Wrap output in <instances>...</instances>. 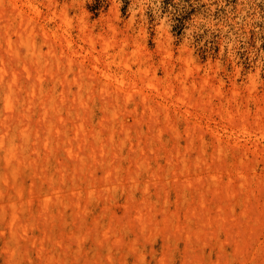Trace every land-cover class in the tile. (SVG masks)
<instances>
[{
    "label": "rangeland",
    "instance_id": "rangeland-1",
    "mask_svg": "<svg viewBox=\"0 0 264 264\" xmlns=\"http://www.w3.org/2000/svg\"><path fill=\"white\" fill-rule=\"evenodd\" d=\"M15 4H18L17 6L20 7L22 6L24 9L22 12L23 14H20L17 11V8L13 6ZM12 8L16 9L13 10ZM3 13L6 14L7 18L11 16L10 19L8 18L10 21L7 18L2 19L4 16ZM25 15L28 20L26 17H22ZM17 20L20 21L18 22ZM3 21L5 22L3 23ZM21 21H23L24 26H22L23 23ZM18 23H21L22 25H18ZM2 25L3 27L1 28ZM19 26L23 28H21V31L24 30V34L21 31L16 32V30H20ZM45 29L48 31L47 33L45 32ZM13 31L14 35H12ZM44 32L47 35L49 34V37L44 35ZM22 34L32 39L31 41L36 39V46L41 51L39 56L42 59L47 58L48 55L51 56L53 51H57L56 58L60 62L62 61L59 72L60 75L66 74L70 80L69 83L72 82L76 75H78L77 79L80 78V83L79 80L74 79L73 82L69 84L70 86L68 85L73 92L79 90L80 84H89L92 88L90 91L93 93V96L98 103L97 106H94V109L99 116L103 114V108L100 106V101L105 98V95L106 98L108 95L110 96L103 101L109 99L112 100V97H114L113 99H120L123 107L121 113L124 115L127 114L126 117L124 116L125 118L121 114V118L126 121L128 120V124L132 122V125H129L131 126V133L137 137L141 132L142 141L147 137L146 140H149V146H147L148 144H144V142H147L146 140L144 142L140 141L141 145L143 144V147H147L146 154L151 152L150 155H154L153 158L157 157L156 159L160 160L162 164L165 163L161 169H156L158 170V176H163L159 178L162 180L158 181L159 183L156 182L157 180H154V178L149 181L152 184H150L152 187H150L153 196L152 199L157 204V206L151 207L150 209L156 220H162L167 211H172L175 216L180 215V219L183 217L184 213L190 209L189 207H191L190 210L196 207V211L200 212L204 205L199 207L198 204L200 200L198 201V198L200 199L201 196H203V198L206 197L208 199L205 198V205L209 206L205 207L208 208V210H206L207 212L201 216L202 218L207 217L213 219L212 222L206 224L204 228L209 234L212 233V236L203 231L204 236L202 235V237H204V239L208 238L203 240L204 245L202 242L203 238L197 241L191 233L198 229L196 227L197 225L199 226L200 223L198 220L186 224L184 221L182 223V219L179 220L178 217L176 218V222L178 220L181 225L184 224V227L182 226V231L179 232V234L183 233L182 236H177V231H173L174 233L171 231L168 235H165L163 231H157L159 234L156 231H153V233L151 232L153 237L151 235L148 240L147 235L142 237L143 234L141 235L140 231H138L134 225L135 222L133 223L128 216L129 212L132 214L134 213L133 211L135 210V207L131 208L130 210L132 211L129 212L128 209H126L125 206L130 205L129 202H126V193L124 194L122 191L119 192L116 199L109 202L111 204L107 203L109 210L115 211V214L118 215V224L121 226L118 225V227H120L119 229H121L120 231H117L118 237L123 234L122 237L127 241H132L136 238L142 246H148L146 264H160L158 261L164 256L165 262L161 264H182V261H185L186 259L190 262L191 260H194L192 261V264H214L217 261H219L218 264H240V261H238L239 258L242 261L241 264H264V0H0V46L2 45L1 47L3 48L0 47V52H3L4 50L3 54L7 55L8 58H11L10 55L6 53V50L8 51V48H13L12 54L19 52L20 57H23L24 55L26 56V47L22 45L20 38V35ZM44 36H46V40L49 38L48 40L50 42L47 40L45 43L46 40L44 39ZM18 37L19 39H17ZM17 40L19 41L17 42ZM12 44L14 47H12ZM48 45H50L49 49ZM20 46H22L23 52L21 51ZM0 54V65L2 66V53ZM58 55L60 56L58 57ZM62 56L66 60L63 59ZM97 57L100 58V60ZM9 62L10 64L13 63L11 67L14 69L19 67L18 69L21 70V68H23V66H21L23 63L19 64V61H16V59ZM70 65L72 68H70ZM97 68L102 71H108L109 74L117 75L118 77L113 76L111 81H108L105 76L107 73L104 74L102 71H98ZM86 69L89 71L92 69V72L95 69L94 77L92 76L94 73L91 71V73H88L89 71L87 72ZM22 70L24 71V68ZM22 70L21 72H23ZM80 70H83L84 72L86 71L88 73L87 76H92L93 78H87V73L85 72V74H83ZM130 74L131 76L128 77ZM140 75L141 77H139ZM142 76H145L146 78H143ZM94 78L95 80H93ZM139 78H142V80H139ZM123 79L124 82L122 84ZM28 80V78H25L24 83L26 81L28 82ZM27 82L25 84H27ZM134 82H137L140 88H132L131 86ZM99 83H101L100 86ZM104 83H107L110 86L108 85V87H106L104 86ZM131 83L132 85H130ZM124 84L126 87L129 85V89L133 92H130L128 88L126 90L127 92L125 91L127 93H125V95L124 92H119L121 89L118 91V88ZM152 84H154V86ZM92 85H96L97 87L94 88L95 86ZM72 88L76 90L74 91ZM111 88H113V91H110L112 90ZM115 88L117 90L114 91ZM103 89L105 92H102L104 91ZM137 89L142 94L136 91ZM156 89L160 95H157L158 93ZM116 91H118V93ZM100 92L102 94H100ZM181 92L182 94L184 92L183 96L185 97L180 95ZM131 93L133 94V97ZM174 93L177 95L179 94L185 100ZM103 94L105 95L103 96ZM118 94L123 96V98ZM143 94L145 95L140 97V95ZM167 94L170 96L168 95L165 97ZM146 95L148 97L146 100L144 99L142 101L141 98L143 99ZM175 96L177 97L175 98ZM171 98L173 100H171ZM189 98L191 100L188 103L187 99ZM166 99H168L170 103H168L169 101ZM176 99L177 101H180H178L179 104H177ZM184 102L189 104L188 108H186V103ZM162 103H166L165 105L167 107ZM124 105L128 109H125ZM179 105L181 107H179ZM142 106L144 107L142 108ZM154 106L156 111L150 109ZM131 108H134L135 110H132ZM185 108L190 111L187 112ZM168 109L171 111H168ZM124 110H129L131 113L127 112L125 114L126 111L124 112ZM159 110L161 111L159 112ZM165 111H167L166 115L163 113ZM136 112L138 114H136ZM154 112L157 115V119L154 117L156 116ZM184 113L186 120H189L188 122L184 118ZM151 115L154 118L151 117ZM142 116L143 119L141 120L143 121H141V123L140 118H142ZM151 118L153 119L150 120ZM199 118L202 121H200ZM135 119L138 123H136V121L134 122ZM154 119L155 123L153 121ZM190 119L195 121L192 122ZM156 120L158 122H156ZM166 120L168 121V124L172 123L171 121L173 120L172 124L174 125L169 126L166 124ZM150 121L156 126H158L157 123L162 125L158 126V128L154 125L152 131L150 128L153 126L151 125L150 128L148 127L150 130L147 129V132H145L147 128L146 126ZM144 122H146V124ZM189 122L190 125L193 124V126H195V123H198L197 126H199V128L197 129V126H195V130L192 126L193 130H189ZM208 122L210 125H208ZM139 124H141V128ZM201 124L202 126H200ZM136 126L139 128L135 129ZM166 127H171V129ZM200 127H202L203 130H206L204 135ZM161 129L164 133H162L163 131ZM144 133H147V136H145ZM152 133L155 135L154 137H151L153 135ZM190 133L192 134L191 137L188 135ZM150 134L152 135L150 136ZM185 134L187 137H185ZM198 134L201 139L197 138ZM142 138L145 139L143 140ZM154 138H156L157 141L154 140ZM221 138L225 140H222ZM159 140L161 143H164L160 144ZM150 143H152L153 147L155 145L154 148H156V151L151 150ZM236 144H239L238 148ZM159 145H161L162 148H159ZM177 145L181 148L179 149L180 151L183 152V150H187L184 151L187 154L186 162L189 163L191 161L192 163H190L193 164L188 165L190 167H188L187 170L185 169L187 173H190L189 175H187L182 169L175 170L176 172L178 171L175 175H179H177L178 177L176 181L178 180V182H180L179 180L182 179V182H187L185 179L189 176V178H191L188 179L192 181L191 185L194 183L193 186L188 185L191 188H187V192L189 193L187 198H184L183 195L179 194V183L171 179L174 178L175 180V177H173L174 175L170 174L171 172L166 169V158L168 156L172 157L174 154L179 158V155L181 154L179 150L175 151ZM199 145L201 146V150H199ZM163 146H167L165 149L168 150L164 151L165 149L163 150ZM169 146L172 147L173 151L170 150L171 148H169ZM184 147L186 149H184ZM157 149L159 151H157ZM153 152L160 154L157 155V153L154 154ZM198 152L202 154L200 155ZM168 153L172 154V156ZM212 153L217 157L215 158L213 155V158L212 156V159H215V163L214 161H211L209 157ZM202 155L205 156L204 158H206V162H209L210 160L213 163H206V165ZM220 156L226 158L221 159ZM201 158L202 160H200ZM216 159L218 161H216ZM177 161L178 160H176L174 164H177ZM216 163H218L216 169L219 173H216L215 175L216 169L214 170L213 168L216 167ZM200 165L202 166L200 167ZM178 166L179 163L177 164V167ZM182 166L183 162L181 168ZM163 168H165V173ZM125 172H127V169L124 173ZM179 172L183 175L181 176ZM160 174L162 175L160 176ZM195 174L196 177H201L202 175L205 184H201L203 181L200 180L201 178L197 179V177L196 180H193ZM213 176H215V178H213ZM217 177H221V182ZM216 180L219 181L217 182ZM152 181L154 184L156 183V186L158 185L157 188ZM160 182L161 184L164 183L162 187ZM218 184H221L222 188ZM195 185L197 188L194 187ZM202 185L203 187H201ZM209 187L211 188V191L215 192L214 196L212 195V192L209 191ZM216 188L219 189V194ZM230 188H232L233 193L231 194V197L229 196L230 194L221 195V193H225L223 191L228 190L229 192ZM221 189H223V191ZM137 191L139 195L142 194L140 189ZM197 191H201V194ZM228 192L226 191V193ZM158 194L161 196H158ZM217 194L218 196L221 195V198L219 197L220 199H216L218 197L216 196ZM227 196L228 198L230 197L231 200L230 198L227 200ZM167 197L170 198L169 206L164 203L166 199H169ZM103 199L99 201L95 210L91 213L94 214V217L96 214H98L97 216L100 215V217L101 215L106 216L105 219H107V222L109 223L110 221L112 222V220L110 215L107 216V206L105 204L106 198ZM124 201L126 204H124ZM113 203H116V206ZM117 203H119V207H117ZM175 204L178 206L176 209L174 208ZM136 205H139V203ZM166 207H169L168 210ZM102 213H104V215ZM160 213H164L163 217H161ZM217 214L218 216L215 218ZM115 220L117 222L116 217ZM129 222L131 223L129 224ZM162 225H164L163 222ZM185 225L188 227H185ZM160 227L162 228L163 226ZM187 228L191 230L189 233L187 232ZM212 228L216 230V236L213 233L214 230H211ZM82 229L87 230L88 228L86 229V227H83ZM133 230L135 234L137 233L138 235H134ZM183 230H186V233ZM91 231L93 230H89L88 232L90 233L84 231L85 234H83L88 247L94 242V235ZM57 232H59L57 233L58 240H63V242L70 241L72 236L69 237L68 233L67 235L69 239L68 237L66 238L67 235L63 231ZM160 232H163V235ZM69 234L72 235L71 233ZM119 234L121 235L119 236ZM190 234L192 241H194L195 244V251L187 253L185 247V244L187 246V242H185L187 239H185V236H189ZM172 236H177L178 238ZM213 236H215V238H213ZM228 236H231L232 238H228ZM111 237L114 238L113 235ZM210 238H212V241ZM218 238L221 239L219 240ZM146 239L149 242H145L147 241ZM166 239L169 245L171 243L179 244L180 248L175 250L172 245L169 247ZM205 241H207V243L211 242L208 245ZM217 242L218 246L214 248L213 244L215 246L217 245ZM223 242L226 246L223 245ZM237 242L239 244L236 246ZM64 245L66 246L65 243ZM197 245H199V247ZM240 245L241 248L239 247ZM220 246L226 248L227 251L222 252L224 251L222 248L217 249V247ZM235 247H239L241 250L238 248L236 249ZM151 248L154 250L152 249V251ZM171 251L174 254H171ZM224 253L227 254L224 255ZM188 254L193 255L189 256ZM201 254L203 257H201ZM239 254L241 255L239 256ZM199 255L200 257H198ZM192 256L194 259H191ZM244 258L247 262L242 260ZM201 259L203 261H200ZM66 262L67 264L85 263V261L77 262L75 257L68 258ZM128 264H137L136 259L131 256Z\"/></svg>",
    "mask_w": 264,
    "mask_h": 264
},
{
    "label": "bare ground",
    "instance_id": "bare-ground-1",
    "mask_svg": "<svg viewBox=\"0 0 264 264\" xmlns=\"http://www.w3.org/2000/svg\"><path fill=\"white\" fill-rule=\"evenodd\" d=\"M17 5L18 4H15L13 6L17 8V11L20 14H23L22 12L24 9L22 8V6L20 7ZM12 9L15 10L14 8H12ZM17 11H15V12H17ZM3 14H4V16L2 19L7 18L6 14L5 13H3ZM24 14H25V12H24ZM7 16H9V15H7ZM22 17L24 18V17H26V15L22 16ZM8 18L10 19L11 16ZM27 20H28V18H27ZM9 21H8V23H9ZM23 21H21V22L23 23ZM4 22L5 21H3V23ZM6 22H7V20H6ZM24 23H25V21H24ZM24 23H23V25L21 23H18V25L20 24V25L24 26ZM29 25H30V23H29ZM36 26H37V24H36ZM2 27H3V25L1 26V28ZM19 28H20V30L17 28L18 31L15 29L16 32L21 31L22 27L19 26ZM35 28H37V27H35ZM4 32H6V31H4ZM21 32H23V34L25 33L24 30H22ZM45 32L47 33L48 31L46 30ZM46 33L44 35H47ZM1 34H2V32H1ZM11 34H10V36H11ZM23 34L20 35V38H21L22 45H24L26 47V53H27L26 56L25 55L23 57L21 56L22 57L21 58L19 55V52H16V54H14V53L12 54L13 48H10V49L8 48V51H7L6 50L7 44L5 42L4 43L6 44L5 45L6 46V48H5L6 53L9 54L11 58H8L7 55L3 54L4 50H3V52H0V53H2V56H1L2 57V66L0 65L1 66V70H0V264H67L66 260H68V258H70V257H75L77 262L85 261L86 264H117V263L120 264L121 262L123 264H128L131 256H133L136 259L137 264H146V261H147L146 253L148 251V246L147 245L142 246L136 238H135V240H132V241L128 240L127 241V240H125L124 237H122L123 234H122V236H120L121 234H119L120 237H118L117 231L121 230V229H119L121 226H120V224H118L119 223L118 222V215L115 214L116 213L115 211L109 210V208L107 206L108 204H111L109 202H112L114 199H116L117 195L121 191L124 192V194L126 193V197H127L126 202L127 203L129 202V204H130L129 206H125L126 209H128V212L132 211L130 209L135 207L133 214L130 212H129V214L127 212V214L129 216V218L131 219V221H133V223L135 222L134 225H135L136 229L138 231H140L141 235L143 234L142 237L147 235L148 236L147 239L149 240V237L151 235L153 237V234H152L153 231H156V232L157 231H163L165 235H168V233H170L171 231L172 232L177 231V233L175 232L176 234H178L177 236H179V237H180V235L182 236L183 233L179 234V232L182 231L184 224L181 225V223L178 220L176 222V218L179 217V220L182 219L181 222L183 223V221H184V223H186V224L192 223L195 220H198V222H200L199 226L196 223V225H197L196 227L198 229L194 230L195 229L194 228L193 229L194 231L191 232L193 237H195L194 239L199 241L201 238H203L202 242H203V240L208 239V238L204 239V237H202V235L204 236L203 231L206 232L207 234H209V232L205 231L204 228H205L206 224L211 223L213 219L207 218V217L202 218L203 214L207 212L206 210H208V208H206L208 205L207 206L205 205V198L206 197L203 198V196L200 195L201 194L200 192L202 190L197 191L200 193L198 195L201 196L200 199L198 198V201L200 200L198 205H199V207L201 205L202 206L204 205V207L205 206L206 207L204 209V207L201 206L203 209H201L200 212H197L195 209L196 207H194V205H193L194 208L192 210H190L191 207H189L190 209L188 210V206H187L188 211L185 212L184 215L182 214L183 217H181V219H180V215L179 216L176 215L177 216L176 217L172 213V211L171 212L167 211V213L164 215V218L162 220H156L154 218V215L152 214V211L150 208L157 206V204L152 199L153 196L151 193L152 191L150 189L151 182H149V181L153 178H154V180H157L156 182L162 180V179H159V178L163 177V176H161L162 174H160L161 177H159L158 176L159 175L158 170H156V169H161L162 166H164L163 164H165V163L162 164L160 162V160L156 159L157 157L153 158L154 155L151 156L150 155L151 152L150 153L148 152L146 154L147 147L146 146L143 147V144L141 145L140 141L144 142L147 139V137H146V139L144 138L145 140L142 138L144 140V141H142L141 140V137H142L141 132H140V135H137V137L131 133V130H130L131 126H129V125H132V122L130 124H128L127 123L128 120L126 121V120H123L121 118V114H122L121 110H123L122 109L123 107L121 105L120 99H118V98L113 99L114 97L111 96L112 100L109 99V100L103 101L106 98V95L103 94V96L105 95V98L101 99L102 101H100V106L103 108V111H102L103 114L101 116H99L98 113H96V111L94 109V106H97L98 103L96 102V99L94 98L93 93L90 91L92 88L89 86V84L88 83H85L83 85L80 84L78 91H75L76 89L74 90L72 88L75 91V92H73L68 87V85L71 84L74 79L79 80L80 79L79 77H78L79 79H77L78 75H76V77L74 76V79L72 80L71 83H69L70 80L68 79V76H66V74H62V72H61L62 75H60L59 72H60V68L62 65V61L60 62L56 58L57 57V51L55 50L56 47H55V49L53 48L55 51H53V54L51 56L48 55L47 58L42 59L39 56L41 54V51L36 46V39L31 41L32 39H30L27 36H24ZM12 35H14V31H13ZM15 35H18V34H15ZM48 35H47V37H49ZM32 36H33V34H32ZM44 37H45L44 39L46 40V36H44ZM17 39H19V37ZM47 40L45 41V43L47 42ZM18 41L19 40H17V42ZM64 45H65V42H64ZM12 47H14V45ZM20 47H21L20 49L22 51L23 50L22 46H20ZM49 47H50V45H48V49H49ZM1 48H0V50H1ZM50 51H52V50H50ZM59 56L60 55H58V57ZM14 58L16 59V61H19V64L23 63L21 65L24 68V71L22 70L23 68H21V70L23 72H21V70L18 69L19 67L16 69L11 67V65L13 63L11 62L12 64H10L9 61L15 60ZM62 58L65 59L63 56H62ZM139 58H140V56H139ZM98 59L100 60V58H98ZM137 60H140V59H137ZM65 63H66V61H65ZM55 66L57 67L58 70L56 69ZM96 66H98V65H96ZM92 67H94V66H92ZM70 68H72L71 65H70ZM98 68H97V70L99 71L100 69H98ZM87 69H89V68H87ZM87 69H86V71L88 72L89 70H87ZM94 70H93V72L92 71L91 72L94 73ZM80 71H82L83 74H85V72H86V71L84 72L83 70H80ZM90 71L88 73H91ZM101 71L102 70H100V72ZM141 72H143V71H141ZM64 73H66V72H64ZM88 73L86 74L87 78L92 77V76L94 77V75H95V73H94L92 76H87ZM102 73H104V74L107 73V75L105 74V76L107 77L108 81H111L113 76L118 77L117 75L109 74L108 71H102ZM100 75H101V73H100ZM130 76H131V74L128 77H130ZM146 76H147V74H146ZM48 77H50V78H48ZM124 77H126V76H124ZM139 77H141V75ZM142 77L144 78L145 76H142ZM25 78L29 79L28 82L26 81L27 84H25L26 82L24 83ZM89 79H87V80H89ZM140 79L142 80V78H139V80ZM93 80H95V78ZM139 80H137V81H139ZM123 82H124V79L122 81V84H123ZM149 82H151V81H149ZM79 83H80V80H79ZM100 84L101 83H99V86H100ZM108 85L109 84L104 83V86L108 87ZM130 85H132V83ZM152 85L154 86V84H152ZM92 86H95L94 88L97 87L96 85H92ZM124 86H125V84L123 86L119 87L118 91L121 89L122 91L120 90L119 92H121V93L124 92V95H125V93L127 92L126 91L127 88L129 89V87H128L129 85H127V87L126 86L124 87ZM187 86H189V85H187ZM131 87L132 88L133 87H136V88L139 87L140 88V86H138L137 82H134V84ZM116 88L114 89V91L117 90ZM111 89L112 90H110V89L109 90L113 91V88H111ZM158 89H160V88H158ZM129 90H130V92H133V91H131V89H129ZM118 91H116V92L118 93ZM136 91H138L140 93V91L138 89ZM102 92H105V90ZM160 92H161V90H160ZM157 93H158L157 95H160L158 90H157ZM100 94H102V93L100 92ZM140 94H142V93H140ZM183 94H184V92H183ZM183 94L181 92L180 95H182V97H185V96H183ZM189 94H190V92H189ZM189 94H187V95H189ZM95 95H96V93H95ZM120 95H122V94H120ZM144 95L145 94L140 95V97H143ZM147 95L143 99L141 98V100L142 101L144 99L146 100V98L148 97ZM168 95L169 94H167L166 96L164 95V96L167 97ZM175 95H177V94H175ZM109 96L110 95H108V97ZM177 96H175V98ZM108 97L106 99H108ZM120 97L123 98V96H120ZM132 97H133V94H132ZM100 98H102V97H100ZM172 98H171V100H173ZM190 98H191V96H190ZM190 98L187 99L188 103L191 100ZM125 99H126V97H125ZM148 99H150V98H148ZM182 99H184V98H182ZM132 100H133V98H132ZM166 100H168V99H166ZM176 101H177V99H176ZM178 101H177V104H179ZM183 101H181V102H183ZM174 102H175V100H174ZM187 102H184V103H186L185 104L186 108L189 107V104H187ZM141 103L144 104L143 102H141ZM168 103H170V101ZM165 104H163V105H165ZM152 105H151V107H152ZM175 106H177V105H175ZM175 106H174V108H175ZM124 107H125V105H124ZM143 107L144 106H142V108ZM179 107H181V106L179 105ZM154 108H155V106L153 108H150V109H154ZM186 108H185V110H186ZM125 109H128V108L125 107ZM164 109L166 110L165 107H164ZM169 110L170 109H168V111ZM136 111H138V110H136ZM160 111L161 110H159V112ZM186 111L188 112L190 110L187 109ZM124 112H125V114L127 112L131 113V111H129V110H124ZM166 112L167 111H165L163 113H165V115H166ZM136 114H138V113L136 112ZM154 114H155V112H154ZM122 115H123V117L124 116L126 117L127 114L126 115L122 114ZM190 115H192V114H190ZM132 117H133V115H132ZM151 117H153V116L151 115ZM154 117H155V119H157L156 118L157 115ZM186 117H187V114H186ZM146 118H150V117H146ZM153 118H151L150 120H152ZM159 118H160V116H159ZM167 118H168V116H167ZM184 118H185V113H184ZM141 119H143V116H142V118H140V122L143 121ZM155 119L153 120L154 123H155ZM201 119H202V117H201ZM170 120H171V118H170ZM185 120H186V118H185ZM199 120H200V118H199ZM135 121H136V119L134 120V122ZM186 121L188 122L189 120H186ZM194 121H192V122H194ZM200 121H202V120H200ZM150 122H151V124H150ZM150 122H148L145 132H147V129H149L151 125L153 126L150 128L151 131H152V128H154L155 124H152V121H150ZM156 122H158V121L156 120ZM171 122L173 123V120ZM136 123H138V122L136 121ZM144 123L146 124V122H144ZM172 123L168 124V121L166 122V124H168L169 126L174 125ZM197 124L198 123H195V126H197ZM139 125L141 128V124H139ZM157 125L160 126L162 124L157 123ZM188 125H190V122ZM208 125H210L209 122H208ZM138 126H136L135 129L139 128ZM158 126H156V128H158ZM165 126H164V128H165ZM192 126H193V124L190 125V127L188 126L189 130H193ZM195 126H193V127L195 128ZM200 126H202V124ZM166 128L171 129V127H166ZM198 128H199V126H197V129ZM200 128L202 129V127H200ZM186 130H187V128H186ZM195 130H196V128H195ZM157 131H159V130H157ZM179 131H180V129H179ZM202 131H203V135H204V132L206 130L202 129ZM137 132H138V130H137ZM162 133H164V131ZM180 133H183V132H180ZM152 134H150V136ZM175 134H176V131H175ZM199 134H200V132H199ZM199 134L197 135L198 137L197 136L196 137L201 139L199 137L201 134L200 135ZM182 135H184V134H182ZM188 135H190L189 137H191L192 134L190 133ZM203 135H201V136L203 137ZM145 136H147V133L145 134ZM154 136L155 135L153 134L151 137H154ZM218 136H219V134H218ZM185 137H187L186 134H185ZM220 137H221V135H220ZM156 138H158V137H156ZM156 138H154V140H156ZM221 139L225 140L223 138H221ZM147 142H144V144L145 145L148 144L147 146H149V142L148 143ZM159 142H160V140H159ZM162 143H164V142H162ZM162 143L160 142V144H162ZM173 143H175V142H173ZM223 144H224V142H223ZM172 145H174V144H172ZM187 145H188V143H187ZM194 145H196V144H194ZM220 145H222V144H220ZM236 145H235V147H236ZM150 146H151V150L156 149V148H154L155 145L153 147L152 143H150ZM159 146H158L159 148H162L161 145H159ZM238 146H239V144L237 145V148H238ZM163 147H164L163 150L165 148H167V146L166 147L163 146ZM173 147H175V146H173ZM185 147H184V149L187 148V147L186 148ZM169 148H171L170 150H172L171 146H169ZM232 148H234V147H232ZM237 148H235V149H237ZM179 149H181V148L177 145L175 151L179 150ZM167 150L165 149L164 151H167ZM199 150H201V146H200ZM157 151H159V150L157 149ZM184 151H187V150H183V152ZM179 152L181 153L179 155V158H177L178 156L176 157L175 154H174V156H172V154L168 153L172 157L168 156L166 158L167 161L165 160L167 162L166 163V166H167L166 169H168L171 172L170 174L174 175L173 177H175V180H174V178H171V179H173V181H176L177 177L179 176L178 174L175 175V173L178 172V171L177 172L175 171L176 169H179V170L182 169V170H184V172H186L185 169L187 170L188 167H190L188 165H193V164H191L192 163L191 161H190L191 163L186 162L187 161V154L185 152L183 153L180 150H179ZM155 153H157V152H155ZM159 154L160 153H157V155H159ZM196 154H194V155H196ZM199 154L201 155L202 153H199ZM157 155H155V156H157ZM166 155H167V152H166ZM213 155L214 154L212 153V155L209 156L211 161L215 160V159H212ZM189 156H190V154H189ZM214 156H213V158H214ZM222 156H220L221 159L226 158V157L222 158ZM174 157H176V158H174ZM204 157L205 156H203V158ZM215 158H217V157L215 156ZM205 159L206 158H204V160ZM176 160H178L177 162L179 163L178 167H177L178 163L177 164L175 163L176 165L174 164V162ZM200 160H202V158ZM206 161L207 160H205V164L206 163L207 164L213 163L210 160H209V162H211V163L206 162ZM216 161H218V160L216 159ZM182 162H183V166L181 168ZM214 163H215V161H214ZM218 163H220V162H218ZM218 163H216L215 166L218 165ZM206 165H204V166H206ZM201 166L202 165H200V167ZM216 168H217V166L213 169L215 170ZM126 169H127V172L124 173V171ZM163 169H164V173H165V168H163ZM171 169L174 171V174H173V171ZM205 170H206V168H205ZM216 173H219V172H217V169H216L215 175H216ZM186 174L189 175L190 173L186 172ZM180 175L182 176L183 174L180 173ZM197 177L195 174V177L193 178V180H196V178L197 179L201 178L200 180H203L202 175H201V177H199V176H197ZM188 178H189V176H188ZM213 178H215V176H213ZM217 178L220 180L221 177H217ZM187 179H185L187 182H185L184 180H183L184 182H182L181 181L182 179L179 180L180 182H178V180L176 181L177 183H179V187H178V189L180 188L179 194L183 195L184 198H187L189 196V193L187 192V188L190 189L191 188L190 186H193V184H194V183H192V185H191L192 181L189 179H188L189 180L188 181ZM206 180H209V179H206ZM219 180H216V181L218 182ZM202 182H201V184H205L204 180ZM220 182H221V180H220ZM152 183H153V181H152ZM160 184H161V182H160ZM201 184H199V185H201ZM221 184L220 185L218 184V185L222 188ZM163 185H164V183L161 184V187ZM188 185H190V186H188ZM154 186H156V183L154 184ZM157 187H158V185L156 186V188ZM182 187H183V191H182ZM194 187H196V185ZM201 187H203V185ZM138 189H140L142 191L141 195H139V193L137 191ZM216 189H217V192L219 194V192H220V191H218L219 189L218 188H216ZM174 190H176V189H174ZM221 190L223 191V189H221ZM228 190H229V188H228ZM228 190H226V191L228 192ZM209 191H211V188L209 189ZM226 191H223L225 193H221V195L222 194H224V195L230 194L229 196L231 197V194H233L232 188H230V191H231V192L229 191L230 193L229 192L226 193ZM211 192H212V195L214 196L215 192H213V191H211ZM203 193H206V192H203ZM218 194L216 196H218ZM176 195H178V194H176ZM221 195H219L216 199H218ZM158 196H161V195L158 194ZM178 196H176V197H178ZM103 198H106L105 204L107 206V213H108L107 216L110 215L111 220H112V222L109 220L110 221L109 223L107 222V219H105L106 216L101 215V217H100V215L97 216L98 214H96V216L94 217V214L91 213L93 210H95L97 204ZM167 198H169V197H167ZM213 198H215V197H213ZM229 198L227 196L226 199L228 200ZM230 200H231V198H230ZM169 201H170V198L166 199L164 203L166 205H168L170 203ZM191 201H193V200H191ZM101 203H103V202H101ZM138 203H139V205H136ZM117 204H118L117 207H119L120 206L119 203H117ZM124 204H126L125 201H124ZM124 204H121V205H124ZM176 204L174 205L175 209H176V207L178 208V206ZM114 205L116 206V203ZM187 205H188V203H187ZM111 208H112V206H111ZM168 208H167V210H168ZM179 208H180V206H179ZM156 212H157V210H156ZM112 213H113V215H112ZM102 214L104 215V213H102ZM163 214H161V217H163ZM196 216H197V218H196ZM217 216H218V214L215 216V218ZM102 217H104V218H102ZM115 217L117 219V222L115 220ZM108 219H109V217H108ZM161 221L163 222L164 225H162ZM130 223L131 222H129V224ZM118 225L120 227H118ZM160 226H163V227L161 228ZM83 227L84 228L86 227V229L87 228L88 229L87 230L82 229ZM185 227H188V226L185 225ZM190 228H191V226H190ZM89 230H93L91 232L94 235V242L92 243V245L90 247H88V245L84 239L85 237L83 236V234H85L84 231L88 232ZM211 230L213 231L214 229L212 228ZM57 231H61V232L63 231L66 235L68 233L69 237L72 236L70 241H68V242L64 241L63 242V240H58L57 233H59V232H57ZM183 231H185V233H186V230H183ZM189 231H191V230L188 229L187 232L189 233ZM163 232H160V233L163 235ZM215 232H216V230H214L213 233L215 234ZM69 233H71L72 235H70ZM88 233H90V232H88ZM81 234H82V236H81ZM133 234L138 235L137 233L135 234L134 230H133ZM211 234L212 233H210L209 235H211ZM68 235L66 236V238L68 237ZM112 235L114 236V238L111 237ZM169 235H171V234H169ZM172 235H174V234H172ZM209 235H208V237H209ZM177 236H172V237L176 238ZM215 236H216V234H215ZM215 236H213V238H215ZM69 237H68V239H69ZM185 237L184 238L187 239V241L183 238L182 239L185 240V242H187V246L185 244L187 253H189L190 251L191 252L195 251L194 250L195 244H194V241H192L191 234L189 236H185ZM205 237H206V235H205ZM229 237H231V236H228V238ZM62 238H63V236H62ZM218 239L220 240L221 238H218ZM144 240H145V237H144ZM148 240L145 242H149ZM210 240L212 241V238H210ZM166 242H167V239H166ZM64 243L66 244V246L64 245ZM205 243L209 245V243H207V241H205ZM238 244L239 243L237 242L236 246ZM168 245H169V243H168ZM171 245L175 248V250H178L180 248L179 244L171 243L169 245V247H171ZM203 245H204V242H203ZM223 245L226 246V244H224V242H223ZM197 246L199 247V245H197ZM210 246H212V245H210ZM216 246H218V242H217V245H215V246L213 244L214 248ZM198 247H196V248H198ZM239 247L241 248V245ZM239 247H235V248L240 249ZM153 248H151V250ZM218 248L221 249L222 247L220 246V247H217V249ZM222 250H224V251H222ZM222 250H219V251H222V252L227 251L226 248H222ZM170 253L174 254L172 251ZM238 253H239V251H238ZM238 253H236V254H238ZM226 254L224 253V255H226ZM191 255H193V254H191ZM191 255H189V256H191ZM240 255L241 254H239V256ZM198 257H200V255ZM201 257H203L202 254H201ZM241 257H243V256H241ZM192 258H193V256L191 257V259ZM197 259H200V258H197ZM186 260L185 261L183 260L182 264H192V261H194V260H191V262H190V261H188V260L186 261ZM242 260L246 261L245 258ZM72 261H74V260H72ZM200 261H203V260L201 259ZM238 261H240V264H241L242 261L240 260V258ZM158 262H160V264L164 263L165 262V256ZM218 262L219 261H217L214 264H218ZM85 263H83V264H85ZM226 263H228V262H226Z\"/></svg>",
    "mask_w": 264,
    "mask_h": 264
}]
</instances>
